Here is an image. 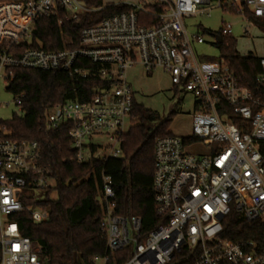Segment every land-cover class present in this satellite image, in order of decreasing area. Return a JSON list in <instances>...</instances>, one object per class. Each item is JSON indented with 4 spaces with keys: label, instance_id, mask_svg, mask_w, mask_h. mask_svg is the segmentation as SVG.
Returning <instances> with one entry per match:
<instances>
[{
    "label": "built area",
    "instance_id": "1",
    "mask_svg": "<svg viewBox=\"0 0 264 264\" xmlns=\"http://www.w3.org/2000/svg\"><path fill=\"white\" fill-rule=\"evenodd\" d=\"M115 5L130 9L83 28L78 46L63 32L62 49L35 45L41 20L54 19L62 27ZM215 9L250 22L248 15L264 17V0H103L101 8L84 0H0V84L6 91L10 93L18 68L99 83L89 101L67 100L49 109L42 121L45 132L70 126L72 162L122 157L121 137L136 122L135 93L128 81L136 65L148 75L164 71L177 92L195 99L192 135L161 137L154 146L156 214L166 222L145 234L140 217L118 215L113 180L104 174L101 230L107 254L93 264H173L182 249L195 257L194 264H264V58L253 89L242 86L230 67L201 59L195 48L204 38L190 34L186 20L210 17ZM139 14L158 22L142 25ZM232 29L224 23L220 30L229 36ZM24 99L25 94L14 97L21 113ZM5 123L0 118V264H46L44 248L23 236L10 217L26 210L35 223L47 221V210L24 201H41L54 181L39 144L12 139ZM191 138L211 151L189 152L193 144L185 139ZM103 139L112 142L106 149ZM100 150L109 153L97 156ZM230 215L255 225L257 239L225 238L223 222Z\"/></svg>",
    "mask_w": 264,
    "mask_h": 264
},
{
    "label": "trees",
    "instance_id": "2",
    "mask_svg": "<svg viewBox=\"0 0 264 264\" xmlns=\"http://www.w3.org/2000/svg\"><path fill=\"white\" fill-rule=\"evenodd\" d=\"M84 1L88 6L103 7V0ZM129 9L126 5L108 6L62 27L54 19H43L36 25L34 36L39 43L35 42V45L46 50L62 49L63 32V37H72L76 47L78 34L83 28ZM248 17L264 30V17ZM139 20L145 26L156 25L158 22L156 18L144 14H139ZM216 35L221 39L220 43L218 39L214 42L220 55L205 61L230 67L242 86L253 89L261 75V58L241 57L232 35L224 36L221 30ZM84 64L90 66L88 61ZM15 75L10 93L13 97L25 94L23 113L21 117L15 116L12 121L5 123L6 128L14 140L36 141L39 144L49 175L54 181V188L48 190L41 201H24L25 206H38L47 210V221L35 223L26 210L10 218L18 223L23 236L44 248L43 261L46 264H93L94 258L107 254L106 237L101 230L103 207L100 197L104 174L113 180L118 215L140 217L145 234L166 222L156 214L153 187L154 146L158 138L172 135L170 126L176 116L175 112L154 125L157 114L135 102L132 115L136 122L121 137L122 157L93 159L87 164H78L71 161L75 150L69 138L70 126L64 125L45 132L42 121L49 109L67 100L89 101L99 83L82 82L62 72L43 70L18 68ZM234 123L239 125L238 121ZM185 141L187 144L197 143L195 138ZM65 159L68 161L64 162ZM70 180L72 183L67 186ZM223 225L224 237L229 240L257 239L252 231L257 227L238 220L235 215L228 216ZM117 256L119 254H116V258ZM194 261L195 257L190 256L187 249H182L176 254L173 264H194Z\"/></svg>",
    "mask_w": 264,
    "mask_h": 264
},
{
    "label": "rangeland",
    "instance_id": "3",
    "mask_svg": "<svg viewBox=\"0 0 264 264\" xmlns=\"http://www.w3.org/2000/svg\"><path fill=\"white\" fill-rule=\"evenodd\" d=\"M147 4H152V0H145ZM138 4L140 0H105V3ZM224 23L233 26L232 36L236 41V50L241 57L254 56L264 58V30L256 23L246 21L240 16L226 13L220 9L211 12L210 17L198 16L186 20V25L190 34H200L205 43L197 45L195 50L201 59L217 58L220 55L219 49L214 46L213 34L219 32ZM205 33V34H202ZM128 81L135 93V102L144 108L155 112L158 118L154 121L157 125L162 120L169 117L172 112L176 113L170 126V132L179 137H189L192 135V118L195 113V99L192 95L183 92H176L173 88L169 76L162 70H155L148 75L141 66L136 65L128 72ZM0 118L4 122H9L15 116H22L20 109L14 104V97L5 90V84H0ZM9 104L7 107L6 105ZM103 148L107 144H112L108 139H103ZM211 146H205L201 142L189 146L188 151L196 155H205L211 151ZM100 150L97 156L108 154Z\"/></svg>",
    "mask_w": 264,
    "mask_h": 264
},
{
    "label": "water",
    "instance_id": "4",
    "mask_svg": "<svg viewBox=\"0 0 264 264\" xmlns=\"http://www.w3.org/2000/svg\"><path fill=\"white\" fill-rule=\"evenodd\" d=\"M217 39H218V43L221 42V39L219 38V36H215ZM72 183V181L70 180L68 183H67V186H70Z\"/></svg>",
    "mask_w": 264,
    "mask_h": 264
}]
</instances>
